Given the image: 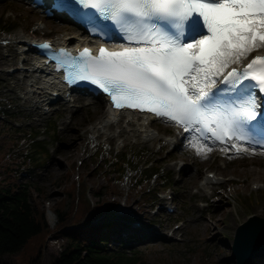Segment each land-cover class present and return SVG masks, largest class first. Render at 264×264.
Returning <instances> with one entry per match:
<instances>
[{
  "label": "rangeland",
  "instance_id": "374dc122",
  "mask_svg": "<svg viewBox=\"0 0 264 264\" xmlns=\"http://www.w3.org/2000/svg\"><path fill=\"white\" fill-rule=\"evenodd\" d=\"M20 3L0 1V19L8 20V26L13 27L9 32L0 31V161L2 166L3 157L9 162L12 183L35 182L41 186L45 196L38 197V200L44 210L47 228L53 229L56 224L53 210L56 201L62 199L63 207L68 206L70 199L65 190L73 180L74 197H78L81 191L88 204L100 203L95 214L104 209L108 213L105 218L129 216L161 235L159 239L148 238L133 245L142 249L137 253L144 264H197L199 261L203 264H234L229 248L234 229L249 215L264 218V153L256 151L252 155L229 159L220 149H214L207 159H202L196 157L194 149L182 139L167 144L165 138L176 141L180 135L174 127L160 122L150 124L155 133L153 140L122 130L118 133L117 129L121 127L115 126L106 128L93 138L91 128L101 114L103 98L90 104L81 99L72 108L56 103L47 111H43V103H40L32 111V104L22 99L24 87L16 86L27 84L26 77H22L25 72H18L14 79L6 73L15 66L19 67L20 61L17 53L12 61L5 60L8 48L10 45L16 48L13 44L21 36L55 39L78 32L64 19H47L38 14V19L26 18L20 13ZM21 8L24 7L21 5ZM6 10L10 13L3 16ZM28 131L43 144L46 156H40L39 160L43 159V162L29 166L28 171L23 168L14 170L15 164L29 151L24 137H20ZM125 152L136 158L137 169L125 171L116 178L115 170L110 169L105 160L113 155L121 157ZM146 161L161 167L162 173L169 177V184L156 187L150 183L145 185L140 195L132 189V179ZM121 164L124 169L131 162ZM67 171L68 178H65ZM207 172L217 175L222 181L204 190L199 189V181ZM3 176L4 170L0 167V185L7 183ZM106 184L108 188L104 187ZM252 184H260L261 187H251ZM94 190L101 195H95ZM30 193L35 197L36 191L30 189ZM139 195L145 196L140 204L136 202ZM168 197L173 199L171 204L167 202ZM165 205L172 209L171 213L162 209ZM119 208L126 214L120 215ZM143 214L145 221L140 219ZM162 224L167 227L162 229ZM54 238L46 236L39 253L41 264H48L60 249L63 240ZM37 240H30L24 249L6 254L2 259L9 264H39L33 258V250L29 252L34 246L35 253ZM124 243L127 244L126 241ZM100 245L126 255L136 252L123 245L113 249L103 240Z\"/></svg>",
  "mask_w": 264,
  "mask_h": 264
},
{
  "label": "snow or ice",
  "instance_id": "6c2138e0",
  "mask_svg": "<svg viewBox=\"0 0 264 264\" xmlns=\"http://www.w3.org/2000/svg\"><path fill=\"white\" fill-rule=\"evenodd\" d=\"M62 8L90 33L125 42L48 56L69 86H92L116 113L146 112L182 129L202 159L218 145L236 155L264 148V56L248 60L264 49V0H66Z\"/></svg>",
  "mask_w": 264,
  "mask_h": 264
},
{
  "label": "trees",
  "instance_id": "16d2710c",
  "mask_svg": "<svg viewBox=\"0 0 264 264\" xmlns=\"http://www.w3.org/2000/svg\"><path fill=\"white\" fill-rule=\"evenodd\" d=\"M6 21L8 20L0 19V31L9 32L13 29L12 26H8L9 23ZM49 127L50 125L47 128L49 129ZM21 136L24 137L26 148L29 151L25 152L20 161L15 164L14 170L23 168L28 171L29 166H36V164L43 162V159L39 160V157H45L46 152L43 144L36 140V136L30 131L23 133ZM132 159H135V157H130L125 152L121 157L113 155L112 158L106 159L105 164L110 166V169L115 170L116 178H118L124 173L121 163L132 162ZM2 160L4 162L2 166L0 161V167L2 171L4 170L2 179L4 178L7 183L0 185V264H9L2 257L24 249L32 239H38V246L35 253L34 246L30 248L29 252L33 250V258H36V262L41 264L39 253L45 244L46 236L63 240L60 249L51 257L48 264H144L143 258L137 253L138 250L132 249L136 252L126 255L123 252L111 251L105 248L104 245H100V242L102 240L106 241L107 237L95 236V234H98V230L85 225L86 219L95 215L96 207L100 203L97 202L94 206L88 204L81 191L78 197H74L73 180L70 181L69 188L65 190L70 199L68 206L63 207L64 201L62 199L56 201L53 210L57 221L53 229L47 228L44 210L40 207L38 200V197L45 196L43 189L35 182L12 183L10 180L12 178L10 164L4 157ZM148 162L146 161L145 164ZM68 174L67 171L65 178H68ZM147 183L164 186L169 183V178L161 173V167L151 163L150 166H145L137 172V176L132 179L131 187L135 192L142 195ZM104 187L108 188L107 184ZM30 189L36 191L35 197H32ZM94 194L101 195L100 192L95 190ZM141 197L136 201L138 204L145 199V196L142 199ZM111 231L120 236L117 228H113ZM197 264H203V261H199Z\"/></svg>",
  "mask_w": 264,
  "mask_h": 264
},
{
  "label": "bare ground",
  "instance_id": "6f19581e",
  "mask_svg": "<svg viewBox=\"0 0 264 264\" xmlns=\"http://www.w3.org/2000/svg\"><path fill=\"white\" fill-rule=\"evenodd\" d=\"M21 5L24 7L21 8ZM20 13H22L26 18L33 17L34 19H38L36 17L37 14L30 11V8H28L25 3H20ZM41 23V22H40ZM20 39L14 43L13 45H16V48H14L12 45H10V49L8 48V56L5 58L7 61H12L15 57V54L19 56V65L22 67H31L29 70L24 71L25 69H22L18 66H15V68L12 71L6 72L10 77V79L16 78L18 72L24 73L22 74V77H26V83L25 85H16L20 86L21 88L24 87L22 99L23 101H28L32 104V111H35L38 108V104H40L41 97L45 96V91L49 92H55L56 96L59 98H63L64 90L58 92V85L56 83V80L53 78H50L48 74L44 73L45 69L40 64L42 62L41 59L37 58L35 55V51L28 46V41L23 36L19 37ZM57 44H75L77 46L82 45L85 40L84 38H81L77 33L74 35H62L60 37H57L55 39H52ZM12 47V48H11ZM16 49V51H15ZM264 51V49H262ZM30 61L33 62L30 64ZM4 63V61H2ZM40 69L39 71H37ZM52 87V88H50ZM55 89V90H54ZM98 96L95 99H91L90 103H95L97 99H99ZM55 99L54 103H60L63 107H71V103L69 99ZM101 114L97 118V121L94 123V125L91 128V137L95 138L98 133L104 132L106 128L110 127H121L118 128V133L120 131H124L127 133H130L131 135H139L140 137H143L145 139L153 140L155 138V133L150 129V124L147 119V117H138L135 118L133 115H124L122 117H119L121 114L117 113H109L106 109V102L105 100H102L101 102ZM110 136H113L111 134ZM165 141L167 144H173L174 142L171 138L167 137L165 138ZM216 149L220 148L218 146L215 147ZM214 148V149H215ZM256 151L264 152V150L256 149ZM229 155V154H228ZM241 155H234V157L238 158ZM220 182V178L217 176H212L211 178H208L204 176L202 178L201 183L199 184V188L204 190L210 185L216 184ZM259 186V185H258ZM121 209V208H119ZM263 213V211H262ZM108 213L106 211H101L94 216H91L86 219V227L94 228L98 230V234H95L100 237H107L106 242L107 245H111L114 247L123 245L126 249H135V250H142L138 247H134L133 245L138 244L139 241L145 240V239H159L161 238V235L155 231V229L148 228V225L142 224L139 222V220H136L135 218H130L129 216H120L118 218H105V216ZM126 213H121L120 215H123ZM142 221H145L144 214L140 218ZM84 225V226H85ZM166 225H161V228H166ZM113 228H117L120 232V236L113 233L111 230ZM137 231H142V233H138ZM127 242L124 243V242ZM129 241V242H128ZM131 247V248H130ZM258 262H264V249L259 252L257 256L252 258L247 264H254Z\"/></svg>",
  "mask_w": 264,
  "mask_h": 264
},
{
  "label": "water",
  "instance_id": "95a60500",
  "mask_svg": "<svg viewBox=\"0 0 264 264\" xmlns=\"http://www.w3.org/2000/svg\"><path fill=\"white\" fill-rule=\"evenodd\" d=\"M229 247L234 264H247L264 249V219L247 217L235 228Z\"/></svg>",
  "mask_w": 264,
  "mask_h": 264
}]
</instances>
